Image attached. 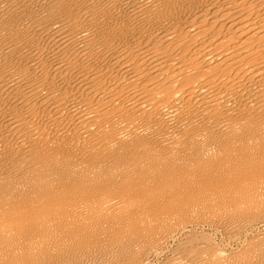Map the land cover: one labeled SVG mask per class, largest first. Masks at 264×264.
Instances as JSON below:
<instances>
[{
    "label": "bare ground",
    "instance_id": "1",
    "mask_svg": "<svg viewBox=\"0 0 264 264\" xmlns=\"http://www.w3.org/2000/svg\"><path fill=\"white\" fill-rule=\"evenodd\" d=\"M0 264H264V0H0Z\"/></svg>",
    "mask_w": 264,
    "mask_h": 264
}]
</instances>
